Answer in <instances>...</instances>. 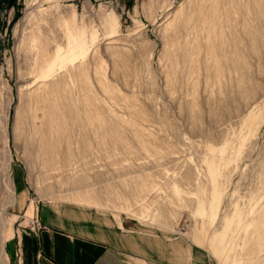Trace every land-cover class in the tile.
Wrapping results in <instances>:
<instances>
[{
  "label": "rangeland",
  "instance_id": "obj_1",
  "mask_svg": "<svg viewBox=\"0 0 264 264\" xmlns=\"http://www.w3.org/2000/svg\"><path fill=\"white\" fill-rule=\"evenodd\" d=\"M198 2L0 0L5 246L39 200L182 238L205 264H264V0H214L187 34Z\"/></svg>",
  "mask_w": 264,
  "mask_h": 264
},
{
  "label": "crops",
  "instance_id": "obj_2",
  "mask_svg": "<svg viewBox=\"0 0 264 264\" xmlns=\"http://www.w3.org/2000/svg\"><path fill=\"white\" fill-rule=\"evenodd\" d=\"M18 206L30 201L18 168H12ZM17 202V199H16ZM41 230L19 229L5 246L11 264H205L186 240L155 235L97 209L35 201ZM29 204V208L33 207Z\"/></svg>",
  "mask_w": 264,
  "mask_h": 264
},
{
  "label": "bare ground",
  "instance_id": "obj_3",
  "mask_svg": "<svg viewBox=\"0 0 264 264\" xmlns=\"http://www.w3.org/2000/svg\"><path fill=\"white\" fill-rule=\"evenodd\" d=\"M213 6H215L214 0H199L197 5L195 6L194 12L192 14H190L188 17L182 19V22H183L182 28L184 30L189 31L187 34L192 33V32L199 33V31H201V29H203L204 32H206L205 28L210 25V19L214 13ZM32 17H33L32 9L28 8V12L24 17V21H28V20L32 19ZM195 37H196V35H195ZM52 109H53V107L51 109L49 106L46 107L44 119H45V116L48 115V113L49 114L51 113ZM44 133H45V131H39V134L41 135V137H40L41 146H40L39 153H40V157L42 159L43 165L44 164L47 165L49 167V169L51 170V168L54 169L56 166H58L59 162H58V159H56V158H55L56 159V162H55L54 159L52 158V156L50 155L49 151L52 148V143L47 140ZM57 150H58V148H57ZM6 152H7L6 157H7L8 162H9L10 161L9 160L10 159V152H9V150H7ZM65 164L69 166L68 162H65ZM10 166L11 165L8 163L7 169H6L8 201H9V206L14 207V205L16 204V197H15V192H14V188L12 186V183L11 184L9 183V182H11V179H10L11 167ZM6 220L7 219L5 218V216L1 217V222H0L1 223L0 264H8L7 255H6V251H5V243H6L5 229H6V223H7Z\"/></svg>",
  "mask_w": 264,
  "mask_h": 264
},
{
  "label": "built area",
  "instance_id": "obj_4",
  "mask_svg": "<svg viewBox=\"0 0 264 264\" xmlns=\"http://www.w3.org/2000/svg\"><path fill=\"white\" fill-rule=\"evenodd\" d=\"M33 229L41 230L44 226L39 222V220L35 219L31 222Z\"/></svg>",
  "mask_w": 264,
  "mask_h": 264
},
{
  "label": "trees",
  "instance_id": "obj_5",
  "mask_svg": "<svg viewBox=\"0 0 264 264\" xmlns=\"http://www.w3.org/2000/svg\"><path fill=\"white\" fill-rule=\"evenodd\" d=\"M14 4V3H13ZM11 7H14V5H10Z\"/></svg>",
  "mask_w": 264,
  "mask_h": 264
}]
</instances>
